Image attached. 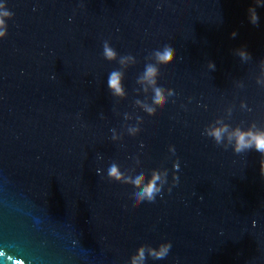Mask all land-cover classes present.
Listing matches in <instances>:
<instances>
[{
	"label": "water",
	"instance_id": "water-1",
	"mask_svg": "<svg viewBox=\"0 0 264 264\" xmlns=\"http://www.w3.org/2000/svg\"><path fill=\"white\" fill-rule=\"evenodd\" d=\"M7 4L13 16L0 40V249L26 264H130L139 245L170 240L168 255L147 264H264V153L233 151L227 132L220 142L207 135L211 125L264 129V3ZM165 40L172 52L158 65V80L174 95L153 105L139 78ZM105 41L117 53L111 60ZM241 48L250 56L241 58ZM129 54L133 59L121 62ZM113 70L122 73L123 96L107 86ZM177 157L178 183L151 203L129 201L130 185L104 175L116 163L125 176L142 167L145 178L169 168L171 180ZM7 255L0 264H13Z\"/></svg>",
	"mask_w": 264,
	"mask_h": 264
},
{
	"label": "clouds",
	"instance_id": "clouds-1",
	"mask_svg": "<svg viewBox=\"0 0 264 264\" xmlns=\"http://www.w3.org/2000/svg\"><path fill=\"white\" fill-rule=\"evenodd\" d=\"M260 3H264V0H259ZM160 7V4H157ZM13 13L9 10L7 0H0V40H4L8 36V20L11 19ZM248 20L251 24L256 25L259 22V16L255 10V7L250 6L248 9ZM231 35L235 36L236 33L232 32ZM172 52V43L169 40H165L158 48L153 52L155 62L147 63L144 65L140 80H142L150 89V95L152 104H162L168 100L170 96L174 95L172 88L165 89L163 84L158 80L160 68L158 65L163 64ZM103 54L106 59H113L116 57V51L109 45L107 41L103 44ZM241 58L250 56V53L246 48H241L238 52ZM125 59L132 60L133 57L129 54L127 57H121V62ZM208 68L214 70L215 64L212 61L208 62ZM107 86L112 90L113 94L123 96L124 88L122 85V73L118 70L109 72L107 77ZM189 99H191L189 97ZM183 107V105H181ZM144 111L149 115L153 112L154 108L151 105H143ZM131 134H138L141 132L139 127H130L128 129ZM227 132L228 139L232 142L233 151L242 152L245 149H254L257 152L264 153V129H256L254 126H250L247 129L235 127L231 131H228L227 125H211L207 128V135L217 142H220L223 135ZM113 140L116 136L113 135ZM168 151L174 156L176 148L174 145H168ZM180 168L179 158L172 160L171 166V180H169V168L161 169L154 168L148 177H144V171L142 167L134 169L132 173L125 176L121 168L116 163L108 164L104 171V175L108 177L110 181L118 183H126L130 185L128 199L132 202H155L157 197L163 196L164 191L171 192L172 186L179 181L178 170ZM97 174H100V170H96ZM260 173L264 175V161L260 163ZM167 186V187H166ZM255 224V221H253ZM172 247L170 240H163L157 245L141 244L137 247L135 253L130 257V264H147V260L150 257L152 260H160L165 258ZM7 254L4 250L0 249V257H5ZM8 260H12L13 264H26L23 259H13L12 256L7 255Z\"/></svg>",
	"mask_w": 264,
	"mask_h": 264
}]
</instances>
